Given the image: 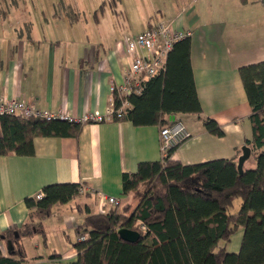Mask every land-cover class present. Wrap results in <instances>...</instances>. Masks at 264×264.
<instances>
[{"label": "crops", "instance_id": "obj_1", "mask_svg": "<svg viewBox=\"0 0 264 264\" xmlns=\"http://www.w3.org/2000/svg\"><path fill=\"white\" fill-rule=\"evenodd\" d=\"M36 16L34 21L21 14L14 23L0 22V102L23 100L42 111L78 118L93 112L106 114L109 87L122 83L131 62L130 55L117 47L124 36H95L77 23H66L55 12L46 22L44 16ZM160 16L176 29L191 32L190 63L202 108L200 118L214 120L223 131L222 137L210 135L196 115L165 116L167 123L181 122L189 133L175 147L171 160L182 165L237 160L244 143L252 139L251 109L238 70L264 61V0L245 4L185 0ZM155 23L149 21L131 36ZM159 129L136 127L129 121L88 123L81 125L77 137H35L32 156H0V255H8L6 233L38 222L24 200L34 198L47 185L72 183L84 192L55 205L41 221L43 234L21 238L19 244L24 252L21 264L75 263L76 230L85 213L105 214L97 193L121 199L122 206L132 202L131 194H122L121 176L134 173L139 163L160 161ZM247 161L243 168H253L254 160ZM240 203L236 199L230 212L236 213ZM242 236L239 230L218 247L238 254Z\"/></svg>", "mask_w": 264, "mask_h": 264}, {"label": "trees", "instance_id": "obj_2", "mask_svg": "<svg viewBox=\"0 0 264 264\" xmlns=\"http://www.w3.org/2000/svg\"><path fill=\"white\" fill-rule=\"evenodd\" d=\"M238 73L251 109L252 139L244 146L250 148L254 167L243 168L239 174L235 159L182 165L171 160L175 148L158 162L139 163L134 173L121 176L122 194L132 198L121 214L114 209L105 214L85 213L76 230L77 260L73 264H264V61L242 66ZM128 100L130 109L112 121L161 128L168 124L165 116L191 114L200 119L207 133L223 136L214 120L200 118L189 39L175 43L163 71ZM80 131L81 124L60 120L0 116V156H32L35 137H77ZM80 187L47 185L41 189L40 200L26 198L24 203L38 222L6 233L13 250L6 258L0 255V264H21L20 239L42 232L41 221L55 205L77 198ZM236 199L241 201L239 210L231 213ZM120 229L137 231L140 237L134 243L125 242L118 236ZM239 230L243 236L238 254L218 247Z\"/></svg>", "mask_w": 264, "mask_h": 264}, {"label": "built area", "instance_id": "obj_3", "mask_svg": "<svg viewBox=\"0 0 264 264\" xmlns=\"http://www.w3.org/2000/svg\"><path fill=\"white\" fill-rule=\"evenodd\" d=\"M191 32L176 29L173 22L161 21L149 26L136 36H124L117 43V47L123 48L131 57L128 70L124 73L122 83L118 86L112 84L109 87L111 95L110 104L106 114L98 112L87 113L78 118L68 113H51L36 109L23 100H2L0 102V116H18L21 118H34L44 121L60 120L70 124H97L112 121L113 118H121L130 109L129 96L140 94L144 84L157 76L164 69L168 54L175 43L190 39ZM119 107H116V102ZM189 137L186 127L181 122H171L159 129V144L161 158H166L169 152ZM80 194L84 189L80 187ZM42 192L34 198L40 200ZM101 212L107 213L112 209H120L122 201L119 198L97 193ZM144 230V227H141ZM87 235L80 238L83 240Z\"/></svg>", "mask_w": 264, "mask_h": 264}, {"label": "rangeland", "instance_id": "obj_4", "mask_svg": "<svg viewBox=\"0 0 264 264\" xmlns=\"http://www.w3.org/2000/svg\"><path fill=\"white\" fill-rule=\"evenodd\" d=\"M181 1L185 0H0V22L14 23L21 14L31 16L30 21L42 15L46 22L55 12L66 23H77L95 36L117 38L139 33L149 21L161 22L160 12L166 16Z\"/></svg>", "mask_w": 264, "mask_h": 264}, {"label": "water", "instance_id": "obj_5", "mask_svg": "<svg viewBox=\"0 0 264 264\" xmlns=\"http://www.w3.org/2000/svg\"><path fill=\"white\" fill-rule=\"evenodd\" d=\"M250 154H251L250 148H248L247 146H243L241 148V155L237 158V171L239 174L242 173L243 165L249 159ZM117 233L121 240L128 243H134L140 237L139 232L133 230L120 229L118 230ZM6 244H7L6 250L8 251V253H10V251L13 250V245L11 241H7Z\"/></svg>", "mask_w": 264, "mask_h": 264}]
</instances>
